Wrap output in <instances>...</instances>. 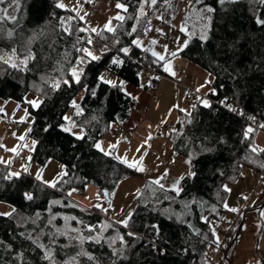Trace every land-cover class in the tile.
Instances as JSON below:
<instances>
[{"label":"trees","instance_id":"obj_1","mask_svg":"<svg viewBox=\"0 0 264 264\" xmlns=\"http://www.w3.org/2000/svg\"><path fill=\"white\" fill-rule=\"evenodd\" d=\"M115 1L128 11L114 33L103 30L100 35L91 34L69 9L56 7L58 0H21L19 11L8 8L17 22L0 21V49L9 54L15 49L21 59L29 51L35 56L25 72L0 62V100L25 103L30 93L43 99L39 108L28 106L34 117L28 136L37 140L32 161L45 166L54 160L66 173L50 188L30 175L5 179L9 171L0 167V202L16 209L11 217L0 216V264H50L37 244L51 251L56 264H67L73 258L75 264H209V253L218 244L213 229L229 220L224 206L228 197L225 186L239 181L244 168L264 173L259 166L264 163V153H250V142L243 137L251 125L256 129V144L258 125L264 123V27L255 23L257 16L264 18V6L253 0L222 6L218 0H203L202 4L185 0L189 6L185 25L193 35L191 39L187 35V47L180 55L207 72L215 90V102L209 103L210 107H205L202 100L195 101L191 113H181L168 136L173 154L190 162L192 175L181 180L179 194L166 187L161 190L147 180L135 198L127 228L109 223L104 213L68 197L69 192L84 193L93 186L99 195L106 197L108 192L110 198L123 180L139 175L135 168L118 161L113 151L105 155L95 147L114 124H126L136 107V100L121 87L104 84L98 77L107 71L138 86L144 69L159 70L163 66L133 41L144 37L149 21L161 15L171 18L174 0H157L154 6L151 0ZM141 6L146 15L141 16ZM205 6L216 9L209 14L212 22L206 42L199 38L204 21L197 14ZM0 7H8V3ZM64 27L71 29V35ZM89 37L92 44L87 43ZM104 46L106 50L101 51ZM77 48H89L101 57L81 65L84 74L79 84L72 82L69 73L84 55ZM122 48H128V54L120 51ZM113 58L122 60V65L112 64ZM42 77L68 79L71 86L61 83L60 89L53 91ZM146 88L149 90V85ZM83 91L78 104L82 113L76 115L72 101ZM226 105L243 110L245 116L229 111ZM69 111L76 127L82 129L83 139L63 131ZM249 115L256 117L255 123L246 119ZM25 193H31L33 200H27ZM64 215L75 218L84 237L103 231L101 243L85 240L81 245L72 234L61 233ZM104 225L110 227L105 229ZM152 225L159 226L158 235H154ZM87 226L95 231L89 232ZM129 231L136 236H128ZM238 231H230V246ZM118 234L124 236L127 247L116 256L113 250L122 245L117 240L110 247L108 241ZM29 235L32 239L27 238ZM82 250L95 260L82 255Z\"/></svg>","mask_w":264,"mask_h":264},{"label":"rangeland","instance_id":"obj_2","mask_svg":"<svg viewBox=\"0 0 264 264\" xmlns=\"http://www.w3.org/2000/svg\"><path fill=\"white\" fill-rule=\"evenodd\" d=\"M61 2L71 12H75L71 10L73 8L77 10L82 9L80 10V16H83L84 19L80 20L86 25L87 30L89 29L91 31L92 28H95L98 33L104 25L105 20L102 19L93 7L90 8L88 0L83 2L82 0H61ZM170 7L171 18L164 19L162 15H159L160 18L151 20L149 24L150 30L145 31L146 34L141 38L142 46L139 48L152 56L156 63H163V65L170 63L175 75L173 76L168 73L170 77L164 80L163 83L161 82L162 84H159L162 90L158 87L157 98L150 104L147 121L137 131L133 132L125 124H114L97 143L104 150L102 152L111 153L113 151L116 159L120 162L123 159H127L129 163L139 161L140 163L137 164V168L143 167L144 171L137 170L138 176L123 180L112 193L109 201L105 196L99 195L97 189L93 186L88 187L84 193L73 192L69 195L71 200L87 209L104 213L109 223L123 228L125 227L117 223V221H122L128 216H131L135 208V198L147 180L154 181L160 179L161 184L173 190L174 184L181 189V177L184 178L185 176L192 175L190 162L183 157L173 154L172 147L168 141L171 130L163 131L160 130V127L174 124L178 120L180 112L187 115L191 113L194 103L188 105L184 97L186 91L190 89H206L211 86L212 82V78H210L207 72L180 55L185 49L182 46L188 42L187 34L180 30L181 27L187 28L185 25L187 19L184 18L189 8L188 4L185 0H174V5L172 1ZM157 29L161 31L158 32ZM152 40H156L157 43L152 44ZM165 45L167 46L166 50ZM144 49H149V51H145ZM152 51L164 55L165 60L161 61L153 56L151 54ZM172 52H177V56H171ZM10 55L0 49V56L7 58ZM144 74L145 72L143 71L138 86H130L119 77L107 71L101 74L106 79L115 82L118 86L122 84V91L133 98H136L138 94L132 89H138L143 93V98H138L134 109L135 111H133L131 116H134L137 110L145 106L144 104L147 102L146 95L148 92L145 87L148 86V83L144 78ZM32 95V97H27L25 100H31L37 97L34 94ZM83 96L84 91L78 95L75 102L79 104ZM28 106L29 104L26 101L25 103H17L15 101L0 100V108L3 109L0 112V145H2L0 147V159L5 162L11 161L10 164L0 163V167L7 169L9 172H20L21 175H30L36 181L46 186L48 185L42 181L56 184L65 175L63 165L54 160L49 161L45 166H41L32 161L37 140L28 136L34 123V117L28 112ZM66 117L69 119L66 121L64 127L71 126L69 121L75 123L72 111H69ZM113 131H117L118 135H114ZM71 133L83 134V131L75 127ZM75 134L73 135L76 136ZM20 137H24V139H19ZM113 145L116 147L113 148ZM256 145L264 148V129L258 130ZM13 148L16 149L15 152L10 151ZM29 157L31 158L30 160ZM25 166L28 167V172L23 171ZM38 174L41 175L42 180L36 179ZM161 177L164 178L161 179ZM233 190L236 192L239 191V188L232 187L231 191ZM230 197L233 199V194H230ZM95 205H99L100 207ZM12 208L14 207L8 203L0 202V213L9 212ZM102 209H107V211L105 212ZM62 222L63 224L60 227L61 233H66L67 235L72 234L73 237L81 235L79 230L80 225L73 221L72 217L64 215ZM220 226L223 231H226L229 227L226 223H221ZM72 229H76L77 231H72ZM105 229L107 228L105 227ZM102 233L103 231L100 230L98 236L102 235ZM219 235L216 237L218 244L221 241ZM211 251H215V247Z\"/></svg>","mask_w":264,"mask_h":264},{"label":"snow or ice","instance_id":"obj_3","mask_svg":"<svg viewBox=\"0 0 264 264\" xmlns=\"http://www.w3.org/2000/svg\"><path fill=\"white\" fill-rule=\"evenodd\" d=\"M8 3V7H0V21H3V20H7L11 23H16L17 22V17L16 15L12 14L10 15L9 12H8V8H12L13 9V12H17L19 11L20 9V6H21V0H0V5H5V3ZM88 2H90V0H88ZM148 0H145V3H147ZM238 0H218V3L222 6L224 5L225 3H237ZM253 2H258L260 5L264 6V0H253ZM157 3V0H151V5H155ZM203 3V0H196V4H202ZM191 6V5H190ZM56 7L57 8H61V9H65L66 6L64 5V3L60 2V0H58V2L56 3ZM116 7L118 9H123V11L127 12L128 9L125 5L121 4V3H117L116 4ZM72 11H75L76 12V16L79 17V19L83 20L84 17L83 16H80V10H77L76 8H73L71 9ZM216 11L215 8L213 7H210V6H205L204 8L200 9L199 12L197 13L199 18L204 21V24H203V28H202V31H201V34L199 36V38L202 40V41H207L208 39V32L211 31V22H212V16L209 15L211 13H214ZM140 14L141 16L143 15H146V13L144 12V8L143 6H141L140 8ZM160 18V17H158ZM114 19H117V20H121L123 21L124 20V17L121 16V15H117L116 17H114ZM61 23L64 24V21L61 20ZM255 23L260 26V27H264V18H260L259 16L256 17V20H255ZM149 24H150V21H149ZM111 21H109V24L105 25V29L108 31V32H112L114 33L115 32V29L112 28L111 26ZM147 30H150L147 29ZM182 32H185L188 36H189V39H191V36L193 35L192 33H188L187 32V28L186 27H181L180 29ZM64 31L66 33H68L69 35H71V29L69 27H64ZM78 31L80 32H84L86 31V29L84 28H79ZM92 32L94 33H97V29L95 28H92L91 29ZM133 31H135V29H133ZM158 32H160L161 30L160 29H157ZM98 35H100V33H97ZM146 34V32H145ZM163 34V33H161ZM12 35V32L9 31L8 32V36L11 37ZM79 43V40L77 41ZM92 39L91 37L88 38L87 40V43L88 44H92ZM116 43H119V41L117 40ZM133 43L137 46V47H141L142 46V41L140 39H136L133 41ZM152 44H156L157 41L156 40H152L151 41ZM75 47V45H74ZM183 47H187V43L184 44L182 46ZM167 49V46L165 45V50ZM78 52H82L84 55H82L78 61H77V64L76 66H73L70 70H69V73L72 77V82H75L77 84L80 83V80H81V77L83 76V68L81 67V65H86L87 63H91L92 61H99L101 59L100 56H97L95 55L89 48H77L76 49ZM106 50V46L102 47L101 51H104ZM145 51H149V49H144ZM182 50V49H181ZM120 51H122L123 53L125 54H128L129 52V49L128 48H122L120 49ZM153 56L157 57L159 60L161 61H164L165 60V56L164 55H161L155 51H152L151 53ZM171 56L173 57H176L177 56V52H172L171 53ZM35 59V56L34 54H32L30 51L28 52L27 55H25L22 59L21 58H17L16 55H15V49L12 50V54L10 56H8L7 58H5L4 56H0V62H3L4 64H8L11 68L13 69H16L18 71H21V72H25V71H28V63L30 60H34ZM112 64L114 65H122L123 61L122 60H119L117 58H113L112 61H111ZM164 70L166 72H169L171 75H175V72L172 71V68H171V65L170 63H167L165 65V68ZM63 70H61L62 72ZM42 80H44L45 83H48L49 84V87L53 90V91H57L60 89L61 87V83H63L64 85H68V86H71V82L68 80V79H51V80H47L45 79L44 77L41 78ZM98 79L104 83V84H108L112 87H118V85L111 81V80H108L106 79L103 75L99 76ZM119 87H123V85H119ZM84 91L85 92H88V89L85 87L84 88ZM197 91L199 92L200 89H197ZM213 94H215V90H213ZM91 95H95V91H92L91 92ZM43 99L40 98V97H36L34 99H31V100H26V103L30 104L32 107L34 108H39V106L43 103ZM202 103L204 104L205 107H210V104H209V101L207 100H202ZM72 106L77 110L76 111V115H80L82 113V109H80V106L75 102V101H72ZM226 107H228V110L229 111H232V112H235L237 115L239 116H245V113L243 112V110H240V109H237V108H233L231 107L230 105H226ZM3 109L0 108V112H2ZM27 114V113H26ZM64 119L67 121L69 118L68 117H64ZM247 120L249 121H252L253 123L256 122V117L255 116H252V115H249L246 117ZM70 123V127L69 126H65L63 128V131L65 132H72V129L76 127L75 123L69 121ZM258 127L260 129H264V123H260L258 125ZM256 132V129L254 127H252L251 125H249L245 131L243 132V137L245 140H248L250 142V147H249V151L250 153L254 154L255 156H259L261 153H264V148L260 147L259 145H256L254 143V140H253V134ZM75 134V133H73ZM76 135V138L77 139H83V134H75ZM19 139H24V137H20ZM0 147H2V145H0ZM95 147L97 149H100L101 151H104L102 148H101V145L100 144H96ZM116 146L113 145V148H115ZM10 151H13L15 152L16 149L13 148V149H10ZM109 153L108 152H105V155H108ZM31 158L29 157V160ZM122 163L126 164L129 168H135L136 170L138 171H144L143 167H138L137 168V164H139L140 162L139 161H136V162H133V163H129L127 159H123L121 161ZM253 162H255L253 160ZM0 163H8L10 164L11 161H8V162H5L3 161L2 159H0ZM260 167L264 168V163H261L259 165ZM23 171L24 172H28V167L25 166L23 168ZM66 174V173H65ZM21 175L20 172H9L4 178L5 179H12V177H19ZM194 175V174H193ZM164 177H161V179H163ZM36 179L37 180H42V177L40 174H38L36 176ZM181 179H183L181 177ZM44 184H47L49 187H55V183H52V182H48V181H42ZM153 184H156L159 186V188L161 190H164L165 189V186L163 184H161L160 182V179H157V180H154L152 181ZM178 183V182H177ZM173 190H175L177 192V194H179V192L181 191V189L179 187L176 186V184L173 185ZM224 191L226 192H230L231 189L227 188L225 186L224 188ZM72 193L69 192L68 195H71ZM104 195H108V193H105ZM139 195V193H138ZM25 198L29 201L33 200V195L31 193H25ZM247 197H245L246 199ZM53 203H56V201H53ZM97 207H100L99 205H95ZM226 208L228 207L227 204L224 205ZM109 207H111V205H109ZM103 211H107V209H102ZM230 211H237V209L235 208H231L229 209ZM16 212V209L15 208H12L11 211L9 212H6V213H0V216H6V217H11L13 216V214ZM39 215V214H37ZM67 219V218H65ZM72 219H75L74 217ZM131 219V216H128L126 219L122 220V221H117V223H120L122 224L125 228L128 227L129 225V220ZM205 222L207 223V220L205 218ZM33 223H35V221H33ZM49 223H51V221H49ZM104 227H110V225H104ZM155 232H154V235H158L159 234V226L157 225H152L151 226ZM89 232H94L95 229L92 228V227H88L87 229ZM59 231V230H58ZM72 231H77L76 229H72ZM128 236H136L135 233L129 231L127 233ZM28 239H32L31 235H29L27 237ZM72 239H75V240H78L79 243L82 245L85 240H90V241H93L97 244L101 243L103 237L102 236H92V237H84L82 235H77L76 237H72ZM117 240H119L120 244L122 245V247L120 249H114L113 250V255H116V256H119L121 255L124 250L126 249L127 247V242L125 241L124 239V236L123 235H117L116 237L112 238L110 241H108L109 243V246H113L116 244ZM33 243H36L35 240H33ZM154 243V242H153ZM38 247H40L41 249L44 250V259L50 261V264H56L55 260L53 259V256H52V253L49 249H46L45 246L43 244H37ZM81 254L82 255H86L88 256V259L89 260H95V257L91 256L90 254L86 253V252H83V250L81 251ZM67 264H75V258H73L72 261H69L67 262Z\"/></svg>","mask_w":264,"mask_h":264},{"label":"crops","instance_id":"obj_4","mask_svg":"<svg viewBox=\"0 0 264 264\" xmlns=\"http://www.w3.org/2000/svg\"><path fill=\"white\" fill-rule=\"evenodd\" d=\"M117 3L119 2L115 0H90V2L88 3L90 8L93 7L102 17V19L105 20L104 25L102 26V28L98 33H100L103 30H106L105 25L109 24V21H111L110 26L116 29L118 23L121 22V20L114 19V17H116L117 15H121L125 17L126 12L123 11V9H118L116 7ZM72 14L76 17L75 12H72ZM77 19L83 24L84 27L86 26L79 18ZM145 31H149V30H145ZM90 33L93 35H97V33L91 31ZM163 67H165V65H163ZM168 73L169 72H166L167 79L170 77L168 76L169 75ZM210 78L212 77L210 76ZM163 82L164 80L162 81V83ZM129 85L134 86L131 84ZM145 89L148 92V94L146 95L147 102L146 104H144L145 106L139 108V110H137L134 116H131L125 124V126L130 130H132L133 132L137 131L147 121L150 104H152V102L155 101V99L157 98L156 94L158 89L155 92V96H156L155 98H153V93L151 90H148L146 87ZM159 89L162 90L161 85L159 86ZM200 89H201L200 92L208 93L209 91L212 90V82L210 87L203 90L202 88ZM132 90H134V92H137L138 94V96L134 98L137 104L138 98L141 99L143 98L144 95L138 89L136 90L132 89ZM28 95L25 97V99L27 97L33 96L32 94H28ZM127 95L130 96L129 94ZM180 114L181 112L179 113V115ZM179 115H178V119H179ZM177 121L171 125L174 127ZM163 131H168V130H163ZM260 178L261 175L256 171L249 168H244L242 171V176L239 179V181H237L233 185L228 186L229 189H231L232 187L239 188V191L235 192V190H233L228 192V197L225 201V204H227L228 206L227 208L226 207L225 208L229 213V220L226 222V224L229 227L224 232H228V230L231 227L230 222H232L234 219H237V217L239 216L238 221L234 226V229L238 228L239 230L234 240L235 243L232 246H230V248L227 251L228 264H264V186L260 185ZM230 194H233L234 196L233 199H231ZM245 197L247 198L245 199ZM240 201L246 202L248 204V207L243 208V203ZM231 208H235L237 209V211L235 212L230 211L229 209ZM220 225L221 224H219L218 226L221 228ZM240 225L241 228L239 229ZM221 230L223 231L222 228ZM219 234L220 233L216 234L215 236L217 237V235ZM219 236L221 237V241L219 242L221 244L224 240V236L222 234ZM258 253H260L261 256H258L257 255Z\"/></svg>","mask_w":264,"mask_h":264},{"label":"built area","instance_id":"obj_5","mask_svg":"<svg viewBox=\"0 0 264 264\" xmlns=\"http://www.w3.org/2000/svg\"><path fill=\"white\" fill-rule=\"evenodd\" d=\"M149 28V26L146 28V30ZM165 67H161L159 70L155 69L154 67H150L147 69H144V78L146 82L149 85V90L153 93V98H155V92L159 87V84L167 79L166 71L164 70ZM185 100L187 101L188 105H192L195 101L198 100H207L209 103H214L213 100V91H209L208 93L198 92L197 90H188L185 92ZM173 126L171 124H168L166 126L160 127V130H172ZM260 129V128H259ZM258 129V130H259ZM114 135H117V131H113ZM260 185L264 186V173L261 174L260 178ZM70 198V196H68ZM71 199V198H70ZM243 208L248 207V204L246 202H243ZM239 216L237 219H234L232 222H230L231 227L228 230V232H224L221 230L219 226L214 227L213 231L214 233H220L224 236V240L221 244L216 245L215 251H210L209 258L210 263L209 264H226L227 262V251L226 247L231 245V238L229 236V233L231 230L234 229V226L236 222L238 221ZM152 232H150V235ZM258 256H261L260 253L257 254Z\"/></svg>","mask_w":264,"mask_h":264},{"label":"water","instance_id":"obj_6","mask_svg":"<svg viewBox=\"0 0 264 264\" xmlns=\"http://www.w3.org/2000/svg\"><path fill=\"white\" fill-rule=\"evenodd\" d=\"M106 193H108V192H106ZM106 199L109 201L110 199H109V197H108V195H106ZM241 228V225H240V227H239V229Z\"/></svg>","mask_w":264,"mask_h":264}]
</instances>
